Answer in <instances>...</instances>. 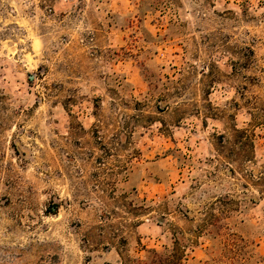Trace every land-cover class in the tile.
<instances>
[{
  "label": "rangeland",
  "instance_id": "rangeland-1",
  "mask_svg": "<svg viewBox=\"0 0 264 264\" xmlns=\"http://www.w3.org/2000/svg\"><path fill=\"white\" fill-rule=\"evenodd\" d=\"M0 264H264V0H0Z\"/></svg>",
  "mask_w": 264,
  "mask_h": 264
},
{
  "label": "trees",
  "instance_id": "trees-1",
  "mask_svg": "<svg viewBox=\"0 0 264 264\" xmlns=\"http://www.w3.org/2000/svg\"><path fill=\"white\" fill-rule=\"evenodd\" d=\"M173 250V249H172ZM174 251V250H173Z\"/></svg>",
  "mask_w": 264,
  "mask_h": 264
}]
</instances>
